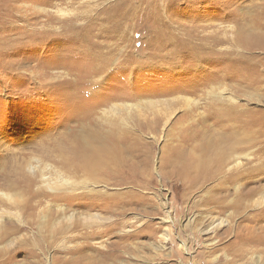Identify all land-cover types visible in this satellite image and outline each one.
Listing matches in <instances>:
<instances>
[{"label":"rangeland","instance_id":"rangeland-1","mask_svg":"<svg viewBox=\"0 0 264 264\" xmlns=\"http://www.w3.org/2000/svg\"><path fill=\"white\" fill-rule=\"evenodd\" d=\"M219 90L237 104L218 99ZM165 103L176 110L171 118ZM262 129L264 0H0V190L33 198L21 230L4 218L0 234L16 231L0 245V261L77 264L84 256L98 264L102 242L119 251L115 264H226L234 233L211 229L264 217L253 202L240 208L235 201L249 170L256 183L244 190L264 189ZM230 134L240 143L235 153L251 156L234 188L217 181L233 169L206 181ZM83 155L94 157L96 169L66 166ZM29 163L53 165L90 187H69L59 191L67 199L54 200L38 190L40 174H29ZM93 186L102 198L87 196ZM57 205L77 219L61 233L67 224ZM7 206L0 210L13 213ZM98 214L114 223L112 234L85 239L99 230L83 227L80 217ZM56 220L61 225L52 229Z\"/></svg>","mask_w":264,"mask_h":264},{"label":"bare ground","instance_id":"bare-ground-1","mask_svg":"<svg viewBox=\"0 0 264 264\" xmlns=\"http://www.w3.org/2000/svg\"><path fill=\"white\" fill-rule=\"evenodd\" d=\"M39 10L40 11H44L43 8H39ZM59 11H60L59 12L60 14L61 13L64 14L63 11L61 12V9ZM168 36H169V34H168ZM161 38H162V36H161ZM173 38H175L174 35H172L169 38H167V39H169V40H167L169 42V45H173ZM170 39H172V40H170ZM228 57H229V55L227 56V58ZM230 58H231V55H230ZM225 90H227V89H225ZM225 90H219L220 92L217 94V98L219 97L220 100H222V101L229 100L227 102H229L230 104H232L233 107H234V105L237 104L235 97L234 98L233 97L225 98L224 97V95L226 94ZM191 104H192V101L189 100V99H187L186 105L188 107H190ZM150 106L153 107V108H157L158 107V103H152ZM164 106H165V109L170 112V114L168 115V117L169 118L173 117L174 114L176 113V110L173 109L169 103H165ZM234 110H235V108L232 109V107H231V109L229 110V113L226 114V118H227L228 121L234 119L233 118ZM113 111L115 112L116 109L114 108ZM218 119H220V118L218 117ZM260 131L261 132L258 133L259 138H264V131H263V129L260 130ZM224 143H225V146L227 145L226 146V150L225 151H222L223 153H225L224 154V158H223L222 161L220 160L221 161V164H219V167H218V169L216 171V174L213 173L212 175L207 176L208 178L206 179V181H214L216 179V177H217L216 176L217 174H218V176H221L222 177V175H224L225 173L227 174L228 171H230V170L233 169L234 171L229 172L227 176H225L223 178H219L217 181H219L220 185H222V186H225V185L229 184L230 186H233V188H234L235 185H236V182H238V180L244 175V173L240 172V170L242 169V167L244 165L243 164V162H244L243 161V158L248 159L251 156H250V154H246V155L241 156L243 153L242 154L240 153V155H237L236 153L238 151L235 153V147H236V145H238L240 143H239L238 140H236L235 138H233V135H231V134L227 137V139L225 140ZM92 154H95V152L92 153ZM78 158L79 159H76L75 161H68V162H66V166H68V168L72 169L74 172L84 171V172H88L89 173L93 169H96V167L98 166V164L95 162V159H94V157L92 155H83V156H80ZM34 160H35V162L37 164L41 163V160H39V159H34ZM77 162L79 164H75ZM52 166L53 165H51V167H50V165H47V163H46V166L44 168L39 167V169H38V166L35 167L34 164L29 163L28 166H26V167H27V170H28L29 174H31V175L35 174V171H37V170L39 171L38 173L40 174L39 177H40V183H41V185H39L38 190H41L43 188H46L47 190H50L51 191V194H54V195H52V197H53L54 200H58L59 201L61 199H67V196L68 195H65L63 193H59V191H64V192L66 191L67 192V189L69 187H75V189H76V187L77 186H80L81 184L84 185V189H86L85 186L86 187L88 186V182L86 180L85 181H81V183H78L77 180H74V178L71 177V176H69L66 172L63 171L68 176H66L60 170H56L55 169L56 170L55 171ZM48 168L49 169L52 168L55 171L53 175H55L56 178H53V176L51 174H50V176H48V173H50V171H51V170L49 171ZM262 168H264V165H263ZM210 169H211V167H210ZM261 171H262L261 169H256V170H254L252 172V175L259 177V172H261ZM263 171H264V169H263ZM248 172H249L248 175H247L248 181H245V183H244V186L245 187H246V185H248L249 182H250L249 184H251V183L254 182L253 180L250 179V170ZM261 174L262 173H260V175ZM199 177H201V176H199ZM242 178H244V177H242ZM262 180L263 179L260 178L259 182L262 181ZM254 183H256V182H254ZM93 185L95 186V185H97V183H94ZM94 186H93V188H90L91 190L89 189L90 191H88L87 196H90V198L91 197H93V198H102V197H99L98 196V195H100V193L95 191V187ZM244 186L242 184V187H241V185H237L235 187L236 190H237V194H238V197L235 199V201L238 200V203H237L238 204V207L242 208L243 206H245V208H248V207H251L250 206L251 205L250 203L253 202L254 207L255 208H259L260 213L263 214L264 213V189L258 191L255 188L254 189H251L250 188L249 190L245 191L244 189H246V188ZM32 187H33L32 184L29 183L27 185L26 184V181L23 184V188L24 189H27V191H28V189H31ZM88 187H90V186H88ZM241 189L243 190V193L241 192ZM258 195H259V198L256 199V197ZM74 197H75V195H74ZM227 198L228 197L225 195V197H223L222 199H220L222 201L219 200L220 201L219 203L221 204L220 207H221L222 211L228 209L227 208L228 206L226 205ZM0 199H1V201L4 204L8 205L7 207H9V208H11V209L14 210V212L11 213L7 209H5V207H2V209L0 210V227L3 225V221H4V218L5 217H7L9 219L15 220L16 221V225H18V229H20V230L24 226H26L27 223H25V221H24V213L27 210L31 209V202H32V199L33 198L28 201V199H26V197H24L21 194L11 193V192H6V191L0 190ZM74 199H76V197ZM2 202H0V203H2ZM228 204L230 206L233 203H230L229 202ZM116 206L119 207L120 204H118ZM113 207H114V205H112V208ZM218 208H219V206H218ZM56 212H57V214L60 217V221L61 220H63V221L66 220V224H67V227L66 228H59L58 229V232L59 233H61V231H67V230H69L74 225V221L75 222L77 221V219L74 217L73 214L72 215H69V216H67L65 214L66 213V210L64 209V207L62 205H57L56 206ZM115 214H117V213H115ZM118 214H120V213H118ZM60 221L59 220H56L53 225L51 224L52 225L51 228L52 229H56L58 225L60 226L61 225L60 224ZM80 222L83 225V227H85L87 229H94L96 227L99 230L98 232L86 231L85 234H81L82 237H84L85 239H89L90 237H95V238H97V240H99L98 238L102 237L105 234H109V233L112 234L111 231H113V228H114V223L113 222H110L107 225V222H109V220L103 218L99 214L98 215L82 216V217H80ZM40 223L41 224H40L39 228L40 229H43L44 224H46V215L45 214H43L42 217L40 218ZM212 224H214V223H212ZM222 224L223 223H221V225ZM221 225H217V226H215V227H213L211 229L212 232L215 233V235L218 236V234H219L218 230L219 229H221V230L226 229L225 235H227V236L230 235V231H232L234 233V237L229 242L230 244H229V248H228L229 253L232 255V257L229 258L228 253L226 254V258H227L226 264H246L248 262V258L250 259V264L251 263L252 264H264L262 262V257L263 256L261 257L258 254V252H261V253L264 254V217H262V216L259 217V216H253V215H251L250 217L244 218L243 220H241V222H239L237 224H235L233 221H230L228 223V225H223L221 228H219V226H221ZM15 231H16V229L14 227V229H12V230H8L7 229L4 233H1L0 234V245H2V247H5L4 244L6 243L7 239L13 233H15ZM114 232H115V230H114ZM16 233L18 234V232H16ZM200 234H201V232H200ZM209 234H211V233H209ZM163 240L166 241V237L165 236H163ZM11 244H13V242H11ZM97 244L99 246L97 248V255H98L99 258H102V260L100 259L101 261L99 260V263L98 264H115L113 261L117 257H120L119 251H117L116 249H112L111 250V247L110 246H112V245H110L109 247H107L102 242H98ZM75 248H77V250H76L77 253H79L80 251H82V250L85 249V248H83V246L82 247H75ZM217 248H218V246H216L212 250H210L211 253L213 254L216 251ZM6 254H7V251H6V249H4V251H2V253H1V255L3 257H5ZM82 257H81L82 259H78V261L76 262L77 264H86L84 262L87 260L88 257H86V258L84 256H82ZM215 257H216V255H215ZM7 259L5 258L4 260H1L0 261V264H7L6 263L7 262ZM116 264H118V262ZM200 264H206V263H205V261H202L201 260L200 261Z\"/></svg>","mask_w":264,"mask_h":264}]
</instances>
